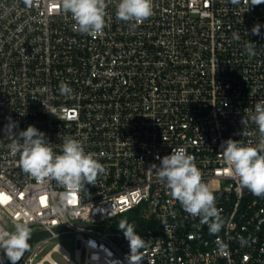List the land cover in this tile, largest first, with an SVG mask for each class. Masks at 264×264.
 Masks as SVG:
<instances>
[{
	"label": "built area",
	"instance_id": "built-area-1",
	"mask_svg": "<svg viewBox=\"0 0 264 264\" xmlns=\"http://www.w3.org/2000/svg\"><path fill=\"white\" fill-rule=\"evenodd\" d=\"M115 4L91 36L73 30L59 0H0V227L14 231L19 220L31 233L49 231L19 264H61L55 255L128 264L118 216L135 207L148 221L135 226L146 241L143 264H264V197L241 189L218 154L229 138L258 142L256 125L241 119L264 101V3L152 0L135 29L116 18ZM256 24L260 35L251 33ZM9 118L17 135L30 125L43 132L56 154L65 138L79 140L105 173L78 192L31 178L11 151ZM179 147L222 210L217 234L150 170ZM70 232L72 248L58 239Z\"/></svg>",
	"mask_w": 264,
	"mask_h": 264
},
{
	"label": "clouds",
	"instance_id": "clouds-1",
	"mask_svg": "<svg viewBox=\"0 0 264 264\" xmlns=\"http://www.w3.org/2000/svg\"><path fill=\"white\" fill-rule=\"evenodd\" d=\"M25 2L30 3L31 0ZM59 2L63 13L70 14L74 21V31L91 36L102 34L106 27V10L110 0ZM228 2L236 5L240 0ZM261 3L264 0H250L251 6ZM115 9L116 18L135 29L152 15V0H116ZM260 29L261 25L256 24L251 33L260 35ZM232 38L239 41L240 33L234 32ZM255 47L256 44L251 40L244 45L249 56L255 55ZM249 121L258 129V142L255 145L244 144L229 138L220 144L221 151L218 154L222 156L228 173L238 179L241 189H247L254 196L264 197V101H257L254 112L241 119L245 127ZM16 127V122L9 118L5 131L12 138L10 148L13 155L19 154V166L31 178L41 183L52 179L68 192H78L88 184L95 185L98 176L105 173L104 166L95 158V154L85 152L79 140L65 138L61 153L56 154L43 132L30 125L17 135L13 131ZM157 159H160L159 166L152 164L150 168L157 181L164 185L186 213L193 218L199 217L201 224L208 225L210 234H217L224 225L222 210L216 206L213 192L202 181L195 157L188 154L184 147H179L172 148L171 154ZM118 228L129 242L130 253L126 257L128 264H143L142 249L146 247V241L137 234L135 225L122 220ZM30 233L29 224L19 220L14 222V231L0 227V253L11 264H17L29 250Z\"/></svg>",
	"mask_w": 264,
	"mask_h": 264
},
{
	"label": "trees",
	"instance_id": "trees-1",
	"mask_svg": "<svg viewBox=\"0 0 264 264\" xmlns=\"http://www.w3.org/2000/svg\"><path fill=\"white\" fill-rule=\"evenodd\" d=\"M141 214H142L141 207H135L123 214H120L118 216V220L120 221L127 220L129 223H132L135 226L139 224V226L143 228L145 227L148 221Z\"/></svg>",
	"mask_w": 264,
	"mask_h": 264
},
{
	"label": "water",
	"instance_id": "water-1",
	"mask_svg": "<svg viewBox=\"0 0 264 264\" xmlns=\"http://www.w3.org/2000/svg\"><path fill=\"white\" fill-rule=\"evenodd\" d=\"M63 229V227H56L55 230H61ZM47 234H49V231H35L31 233V237L28 241V243L30 244V247L32 246V244L35 241L40 240L41 238H43L44 236H46ZM25 255V254H24ZM2 260H0V264H11V262L7 259L6 256H4V254L2 253L1 256ZM23 258V257H22ZM22 260V259H21ZM20 260V261H21ZM20 261L17 262V264L20 263Z\"/></svg>",
	"mask_w": 264,
	"mask_h": 264
},
{
	"label": "rangeland",
	"instance_id": "rangeland-1",
	"mask_svg": "<svg viewBox=\"0 0 264 264\" xmlns=\"http://www.w3.org/2000/svg\"><path fill=\"white\" fill-rule=\"evenodd\" d=\"M7 227L9 229H12L13 226H9L7 225ZM74 236H75V233L74 232H70V233H67V234H61L58 239H60L62 241L63 244H65L68 248H72L73 247V239H74ZM56 259L58 261L61 262V264H66L64 263V261L57 255H55Z\"/></svg>",
	"mask_w": 264,
	"mask_h": 264
}]
</instances>
